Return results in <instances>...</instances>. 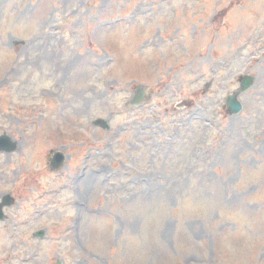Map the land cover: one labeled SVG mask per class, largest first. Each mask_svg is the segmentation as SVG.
<instances>
[{
	"label": "rangeland",
	"instance_id": "1",
	"mask_svg": "<svg viewBox=\"0 0 264 264\" xmlns=\"http://www.w3.org/2000/svg\"><path fill=\"white\" fill-rule=\"evenodd\" d=\"M3 134L0 264H264V0H0Z\"/></svg>",
	"mask_w": 264,
	"mask_h": 264
},
{
	"label": "water",
	"instance_id": "2",
	"mask_svg": "<svg viewBox=\"0 0 264 264\" xmlns=\"http://www.w3.org/2000/svg\"><path fill=\"white\" fill-rule=\"evenodd\" d=\"M253 84V79L252 78H246L243 80V86H242V91H246L247 89H249ZM239 93L235 94L232 97L228 98L227 101V105L228 108L230 110V112L232 114H237L242 110V105L238 102L237 98H238ZM97 125H102L105 128H108V126L106 125V123H104L103 121H98ZM0 147H2V149H6L8 152H11L15 149V145L13 143H11L10 139L6 136L2 137V139H0ZM64 163V156L61 154H57L55 155L54 159L52 160V168L53 169H57L60 166H62ZM12 201L10 200V197L7 196L4 198V204H0V220H2L4 218V215L2 213V209L5 205H11ZM42 232L37 234L36 236L41 237L42 236Z\"/></svg>",
	"mask_w": 264,
	"mask_h": 264
},
{
	"label": "flooded vegetation",
	"instance_id": "3",
	"mask_svg": "<svg viewBox=\"0 0 264 264\" xmlns=\"http://www.w3.org/2000/svg\"><path fill=\"white\" fill-rule=\"evenodd\" d=\"M0 198H1V196H0ZM87 250V248L85 247V251Z\"/></svg>",
	"mask_w": 264,
	"mask_h": 264
}]
</instances>
